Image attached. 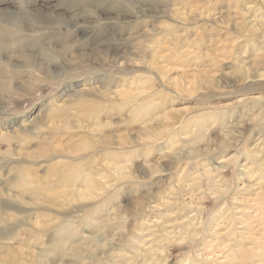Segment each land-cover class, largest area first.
<instances>
[{
    "label": "clouds",
    "instance_id": "1",
    "mask_svg": "<svg viewBox=\"0 0 264 264\" xmlns=\"http://www.w3.org/2000/svg\"><path fill=\"white\" fill-rule=\"evenodd\" d=\"M0 264H264V0H0Z\"/></svg>",
    "mask_w": 264,
    "mask_h": 264
}]
</instances>
